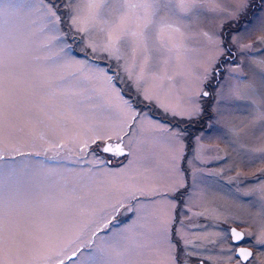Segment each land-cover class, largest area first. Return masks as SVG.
Listing matches in <instances>:
<instances>
[{
    "label": "snow or ice",
    "instance_id": "obj_1",
    "mask_svg": "<svg viewBox=\"0 0 264 264\" xmlns=\"http://www.w3.org/2000/svg\"><path fill=\"white\" fill-rule=\"evenodd\" d=\"M227 2L232 10H207L235 20L250 6V0ZM86 7L85 14L78 0H30L26 6L15 0H0V160L12 153L32 154L21 151L13 141L35 138L36 127L44 123L39 117L51 105L63 109L76 130L69 134L62 128V143L46 141L41 134V147L50 146L34 154L47 155L58 149L53 159L63 153L64 159L88 165L74 173V180L56 172L40 178L29 171L20 174L22 179L12 173L5 180L0 173V264H186L192 241L176 212L189 202L182 198L188 196L182 191L188 185L181 168L186 129H181L179 123L153 119L147 114L148 106L187 123L203 116L209 100L208 106L212 107L248 98L239 86L225 94L218 93L219 85L213 84L218 75L216 61L226 53L229 43H235V37L229 34L223 40L203 32L216 55L195 75L196 91L166 102L161 88L165 80H174L168 74L170 61L184 66L197 53L182 42L186 36L182 25L204 8L201 0H90ZM34 12L40 13L41 24L37 27H33L35 20L23 22ZM113 13L116 19L109 23ZM169 14L176 16L175 22H169ZM97 28L106 34L102 41L92 38ZM153 32L156 45L151 44ZM69 40L82 45L83 58L71 55ZM122 42L131 46V60L121 51ZM101 60L106 63L101 65ZM121 79L128 89L117 87ZM98 84L104 86L99 88ZM259 89V103L264 108V74ZM128 91L135 98L127 95ZM95 108L115 111L116 116L107 123L96 122L89 115ZM48 119L53 117L49 115ZM62 122L56 121L58 126ZM229 131L237 142H246L257 134L264 136V112L258 128L251 133L242 127ZM151 133L162 134L151 138L167 152L162 170L142 168L140 164L139 153ZM105 155L116 158L121 166L109 167L111 160ZM149 175L154 183L138 182ZM96 184L109 185L115 200L98 210H86L79 203L86 199L81 192L91 191ZM258 191L264 198V186ZM76 209L79 219L73 223ZM127 212L136 219L117 227V217ZM105 230L110 235L100 236ZM230 232L237 242V256L249 264H261L252 251L239 245L252 233L235 228ZM256 244L264 245V223ZM83 248L90 251L86 254Z\"/></svg>",
    "mask_w": 264,
    "mask_h": 264
},
{
    "label": "rangeland",
    "instance_id": "obj_2",
    "mask_svg": "<svg viewBox=\"0 0 264 264\" xmlns=\"http://www.w3.org/2000/svg\"><path fill=\"white\" fill-rule=\"evenodd\" d=\"M15 2L26 6L30 0H15ZM89 2L90 0H78V5L85 14ZM201 2L204 8L198 10L190 22L182 25V31L186 33L182 42L187 48L196 49L197 53L184 66H178L175 61H170L168 74L174 76V80L164 81L161 88L162 98L166 102H172L177 96L197 90L195 75L202 72V66L206 61L216 55L214 46L202 35L203 32H207L210 36H219L223 40H227L229 34L235 37V43H229L226 53L219 56L216 61L218 75L215 76L213 84L219 85L218 93L225 94L230 88L239 86L248 98L228 100L212 107L208 106L211 103L209 100L205 104L206 110L203 116L187 123L172 119L153 106H148L147 114L163 123L175 120V124H185L184 129L188 128L184 133L185 152L181 168L188 185L186 190H182L186 191L188 196L182 198L188 199L189 202L176 210L178 219L183 222L185 234L192 241L188 246L191 255L186 257V264H237V261L239 264H249V261L240 262L236 257L235 244L229 231L231 226L242 229L246 234L252 233L251 236L246 235L245 241L248 246L254 248L255 258L264 264V245L256 244L261 232V224L264 223V217L261 216L264 198L258 191L264 186V159H261L264 156V152L261 151L264 149V136L257 134L250 136L246 142H237L229 131L242 127L251 133L253 128H258L260 114L264 112V108H261L259 103V83L261 75L264 74V63H261L264 62V43H260L264 39V3H261V0H250L247 10L241 13L238 19L231 20L218 11L207 10L224 7L232 10L227 0H201ZM116 15L113 13L108 18L109 23L116 19ZM31 20L36 21L33 27L39 26L40 13H32L31 17L23 22L30 23ZM168 20L175 22L176 16L169 14ZM92 38L102 41L106 38V34L97 28L92 32ZM156 39L153 32L151 44L156 45ZM68 43L72 44L71 55L83 58L82 45L71 40ZM121 51L129 60L132 59L133 53L129 44L122 42ZM136 58L137 62H140L139 52ZM98 63L103 65L106 61L101 60ZM103 86V84L97 85L99 88ZM117 87L128 89V84L121 79L117 82ZM128 92L135 98L132 91ZM216 99L220 100V96L217 95ZM49 115L53 117L52 120L48 119ZM89 115L96 122L107 123L115 118L116 113L95 108ZM66 117L67 114L63 109L50 105L39 117L44 123L36 127L35 138L26 136L13 141L21 151L32 154L20 156L12 153L0 160V173L5 180L12 173L17 174L18 179H22L20 174L25 171L40 178L56 172L62 177L74 180V173L88 167L87 164H75L72 159H64L63 153L53 159L58 149L49 151L47 155L34 154L43 153L45 148L50 146L45 144L41 147L43 143L39 139L41 134L46 141L62 143V128H66L69 134L76 130L70 117ZM57 120L63 122L58 126ZM194 125L198 127H192ZM149 136V141L139 153L141 167L162 170L166 165L167 152L163 145L151 142L152 137H162V134L151 133ZM105 158L108 159V156L105 155ZM112 160L109 167L118 169L121 165L117 163L116 158L113 157ZM121 160L126 162L123 157ZM138 182L144 185L154 183L150 175L139 178ZM254 189L257 191H253ZM81 194L85 195L86 199L79 203L86 210H98L115 200V194L106 184H96L91 191L84 189ZM78 211L76 209L73 212V223L79 219ZM194 213L196 215H193ZM134 219L136 216L133 213H124L117 217L119 221L117 227L126 226ZM71 234L70 225L69 235ZM99 235L108 236L110 233L105 230ZM83 251L87 254L90 250L83 248ZM67 264H77V262L71 261Z\"/></svg>",
    "mask_w": 264,
    "mask_h": 264
},
{
    "label": "flooded vegetation",
    "instance_id": "obj_3",
    "mask_svg": "<svg viewBox=\"0 0 264 264\" xmlns=\"http://www.w3.org/2000/svg\"><path fill=\"white\" fill-rule=\"evenodd\" d=\"M127 95H131L132 93H130L129 94V92H127L126 93ZM171 124H173V125H175V120H173V122H170ZM177 124V123H176ZM180 125V127H181V129H184L186 126H185V124L183 125V124H179ZM192 127H198V126H196V125H194V126H192ZM188 129V128H187ZM186 129V130H187ZM112 158L113 157H108V159H110L111 160V164H112V162H113V160H112ZM122 158V157H121ZM120 158V159H121ZM120 165V164H119ZM182 166V165H181ZM184 166V165H183ZM246 237V236H245ZM235 244V243H234ZM240 246H244V247H249V248H251L252 249V251H253V254L255 255L256 253H255V251H254V248H252L251 246H248V244L246 243V241H245V239L244 240H242V242H241V244H239ZM234 247H235V254H236V252H237V248H236V244L234 245ZM239 260H240V262H242V260L240 259V258H238ZM251 259V258H250ZM244 262V261H243Z\"/></svg>",
    "mask_w": 264,
    "mask_h": 264
},
{
    "label": "water",
    "instance_id": "obj_4",
    "mask_svg": "<svg viewBox=\"0 0 264 264\" xmlns=\"http://www.w3.org/2000/svg\"><path fill=\"white\" fill-rule=\"evenodd\" d=\"M233 228H235L237 231H240V232H243V230L241 229H238V228H236V227H231V229H233ZM233 242L234 243H236L237 244V242H235L234 240H233ZM240 242H242V241H240ZM240 242H239V244H240ZM242 247H244V246H242ZM246 248H248V247H246ZM250 251H252V249L251 248H248ZM236 254H237V252H236ZM242 259V258H241ZM242 261H244L243 259H242ZM244 262H246V261H244Z\"/></svg>",
    "mask_w": 264,
    "mask_h": 264
}]
</instances>
